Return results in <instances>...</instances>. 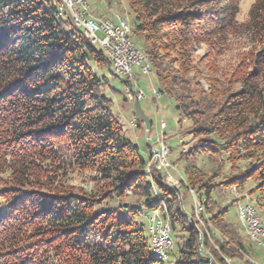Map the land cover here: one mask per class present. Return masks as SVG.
Segmentation results:
<instances>
[{
  "label": "trees",
  "instance_id": "16d2710c",
  "mask_svg": "<svg viewBox=\"0 0 264 264\" xmlns=\"http://www.w3.org/2000/svg\"><path fill=\"white\" fill-rule=\"evenodd\" d=\"M125 1L129 39L191 137L179 160L200 219L182 212L178 189L146 174L102 95L95 70L110 71L106 57L57 16L58 0H0V264H255L228 208L237 190L264 209V0L242 21L240 0ZM234 39L249 46L228 82L238 89L221 106L212 87L193 101L197 51ZM152 211L175 236L166 262L150 250ZM211 227L228 242L201 230Z\"/></svg>",
  "mask_w": 264,
  "mask_h": 264
},
{
  "label": "rangeland",
  "instance_id": "374dc122",
  "mask_svg": "<svg viewBox=\"0 0 264 264\" xmlns=\"http://www.w3.org/2000/svg\"><path fill=\"white\" fill-rule=\"evenodd\" d=\"M88 4L91 12L95 18L107 17L112 18L116 21V17L124 18L128 23L132 20V14L129 10L125 0H84ZM254 0H240L239 3V15L238 20L242 21L245 19L250 5ZM98 16V17H96ZM133 43V42H132ZM134 44V43H133ZM135 45V44H134ZM140 46L135 45L144 55V50L141 44ZM249 50V46L246 41L234 39L225 45V48L221 51L209 52L206 47H201L196 55L194 62V72L189 75L190 84L189 89H192L194 95L192 100L196 101L200 98V92L207 93L209 88L212 87L213 91L217 94V98H214L213 106L219 105L225 101L227 94L235 92L238 86L228 84L232 82V73L237 69V65L241 57ZM142 62L143 67L148 66L145 56ZM150 69V67H149ZM133 75H138V79L135 80L136 88L135 91L140 90L145 95L143 101H127L126 99V84L123 76L115 77L106 68L96 69V75L101 79H106V83L102 85V95L106 96L110 101V113L115 117L120 125H122L125 136L132 141L138 148L139 154L142 158L146 159L145 171L148 176H161L164 179H172L175 182L176 189L179 190V199L182 212L186 215L192 216L194 220L199 221L200 214L203 212L194 211L196 206L202 205L195 192L186 189L185 179L183 175V162L179 160V156L182 150H189L191 145V137L181 133V127H184L182 117L178 114L175 109V101L168 95L163 94L160 101L155 100L152 94V90L158 91L157 83L153 73L150 72L148 75L140 74L137 67L132 69ZM208 76V77H206ZM224 83L221 88L220 84ZM226 84V85H225ZM159 92V91H158ZM189 91L186 92V94ZM126 99V100H125ZM200 121L205 120L200 117ZM135 123L138 127H133L132 123ZM161 122L164 123V130L160 129ZM142 123L144 125H142ZM163 135V136H162ZM163 138L165 145L169 148L170 153L168 155V161L174 166L173 169L166 170V172L173 171L174 175H161L156 172L155 165L151 162V151H160V148L164 145H157L156 141ZM147 154V157H146ZM74 184L81 186V180L83 177H75ZM165 184V183H164ZM171 188L168 184H165ZM90 186L86 185L83 189L88 190ZM174 189V188H172ZM230 200L234 201V206L228 208V218L237 223L240 229V237L243 243L246 245V249L249 251V259L255 264H264V239L261 240V244H257L250 240L240 225L237 218V206L239 204L248 203L253 205L252 197L248 195L246 191L231 190ZM258 215L264 220V209L261 207L254 206ZM200 212V213H198ZM152 216L153 213L146 214ZM156 215V216H155ZM162 219V223L168 224V219L163 218L161 213L157 211L153 217ZM144 219L145 225L148 224L149 220ZM169 225V224H168ZM211 231L201 228L204 234L211 235L214 238H221V235L215 229L210 228ZM206 232H205V231ZM170 231V229H169ZM171 249L167 253V260L169 254L173 250V242H175V236L170 234ZM225 242L227 239L221 238ZM248 240L251 242L249 248ZM213 243V242H212ZM231 246V244H229ZM248 258V257H247ZM165 260V262L167 261ZM160 262V261H159ZM231 264H239L238 260H229Z\"/></svg>",
  "mask_w": 264,
  "mask_h": 264
},
{
  "label": "built area",
  "instance_id": "2783aa9c",
  "mask_svg": "<svg viewBox=\"0 0 264 264\" xmlns=\"http://www.w3.org/2000/svg\"><path fill=\"white\" fill-rule=\"evenodd\" d=\"M58 5L63 11H66L67 16L70 17L72 25L76 29H81L85 35L93 42V46L97 47L106 57L108 64L112 70V75L116 77L123 76L126 82V99L127 101H143L145 95L140 90L135 91L138 75H133V67L139 69L140 74L148 75L147 69L142 65L140 59V51L137 47L128 45V38L130 28H128V37H120L118 29L115 26V20L112 21L108 18H97V25H90V18H95L89 8L88 4H79L78 0H69V4H61V0H58ZM72 9H79V16H72ZM117 19V18H115ZM113 42H120V51H113ZM122 60L132 61L131 70H123ZM157 96H162L157 94ZM133 127H138L133 122ZM165 128L164 123L161 122L160 129L163 131ZM163 136V135H162ZM157 145H164V153L162 155H155V149L151 151V162L155 165V169L159 172L173 169L174 166L168 161V155L170 153L169 148L165 145L164 139L161 138L156 141ZM163 178V177H162ZM163 183L168 184L171 188L176 189L175 182L172 179H164ZM248 213L250 223H252V230L264 231V220L257 215L256 211L248 210L244 207ZM156 213V212H151ZM150 219V217H149ZM163 234V232L161 231ZM164 235V234H163ZM162 252V250H158Z\"/></svg>",
  "mask_w": 264,
  "mask_h": 264
},
{
  "label": "bare ground",
  "instance_id": "6f19581e",
  "mask_svg": "<svg viewBox=\"0 0 264 264\" xmlns=\"http://www.w3.org/2000/svg\"><path fill=\"white\" fill-rule=\"evenodd\" d=\"M79 4H86L84 0H78ZM61 4H69V0H61ZM57 16L59 18H68L70 20V17L67 16L66 11H63L60 5L57 6ZM72 16H79V9H72ZM117 18V17H116ZM71 22V20H70ZM72 23V22H71ZM90 25H97V18H90ZM115 26L118 29V34L120 37H128V28H130L129 23L126 19L118 17L115 21ZM80 30L85 38L89 41V43L93 46V42L90 41V39L85 35V33ZM130 34V32H129ZM128 45L134 46L135 45L131 42V40L128 38ZM138 49V48H137ZM139 50V49H138ZM113 51H120V42H113ZM140 51V59L142 62L144 61V55H142V51ZM144 52V51H143ZM109 65V64H108ZM122 68L123 70H131L132 68V61L129 60H122ZM145 69H147V74L150 72L149 65L144 66ZM109 69L112 73V70L109 65ZM116 77V76H115ZM125 84V83H123ZM152 94L155 100H159L162 98V96H157V94H160L156 90H152ZM162 95V94H160ZM164 153V147L162 146L160 148V151H155V155H162ZM199 204V203H198ZM244 207L248 210H255L254 206L248 203L239 204L237 206V218L240 223V225L243 227L246 236L252 240L253 242L257 244H261V240L264 239V231H258V230H252V223H250V219L248 218V213L244 209ZM196 211V210H195ZM197 211L201 212V207H197ZM157 213V212H156ZM257 213V211H256ZM154 215V214H153ZM258 215V213H257ZM156 216V215H155ZM151 217L148 222V236H149V243H150V250L153 256L156 258V260L160 262H165L167 260V253L172 248L171 247V239H170V231H169V225L166 223H162V219H158L156 217ZM165 222V221H164ZM163 232V234L161 233ZM158 250H162V252H159Z\"/></svg>",
  "mask_w": 264,
  "mask_h": 264
},
{
  "label": "crops",
  "instance_id": "0c3cea01",
  "mask_svg": "<svg viewBox=\"0 0 264 264\" xmlns=\"http://www.w3.org/2000/svg\"><path fill=\"white\" fill-rule=\"evenodd\" d=\"M96 17H98V16H96ZM98 18H107V17H98ZM110 19V18H109ZM110 20H112V21H114V19H110ZM142 125H144L143 123H142ZM146 157H147V154H146ZM156 170V169H155ZM156 172L158 173V171L156 170ZM159 174H161V175H167V174H170V175H174L175 173H173V171H170V172H166V171H161V172H159Z\"/></svg>",
  "mask_w": 264,
  "mask_h": 264
}]
</instances>
